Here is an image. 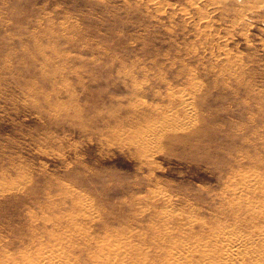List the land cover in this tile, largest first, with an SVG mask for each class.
<instances>
[{"label": "rangeland", "instance_id": "1", "mask_svg": "<svg viewBox=\"0 0 264 264\" xmlns=\"http://www.w3.org/2000/svg\"><path fill=\"white\" fill-rule=\"evenodd\" d=\"M260 190L264 0H0V264H176Z\"/></svg>", "mask_w": 264, "mask_h": 264}, {"label": "bare ground", "instance_id": "2", "mask_svg": "<svg viewBox=\"0 0 264 264\" xmlns=\"http://www.w3.org/2000/svg\"><path fill=\"white\" fill-rule=\"evenodd\" d=\"M179 102L181 107L185 104V103L183 104L181 100ZM182 119H183L182 123H186L188 121L187 116L183 117ZM257 184L259 187H261L262 185L259 182H257ZM260 191H262L264 194V190H260ZM247 193H249V191ZM245 199L246 202L244 199L243 202L247 204L246 206H244L243 204V209H245L243 214L247 215L248 213H250L252 217L248 218V220H244V217L242 216L240 217V219H237L242 223L245 221L243 224L245 225L244 227L245 230L241 228L242 226L241 224H240L241 226L233 225L232 229L231 226L218 224V227L211 232V235L200 238V240L204 242L201 243V246H199V243L196 240L193 241L192 244H188L186 242L183 244L176 243L174 247H177V249L175 251H172L171 253L170 252L168 253L169 258L170 256L175 258H180L182 256L183 259L182 260L180 259V261L177 262L176 264H210L209 260L212 258L215 259V264H264V215L260 214V209H261L260 207L262 206H260L259 201H257V203L255 204L250 202L249 197L246 198L245 196ZM237 205L238 204L235 202L234 199L231 202L232 207L230 206L231 208L230 207L229 208L234 209V207H236ZM256 213L257 214L259 213L258 216L256 215ZM212 244L213 245L215 244L216 248L214 253L211 254L210 252H208L206 247ZM179 245L181 247H179ZM98 253L96 255H98ZM29 261L31 262V260ZM105 261H106L105 263L108 264L109 261L108 260ZM36 264H59V260H57L56 258L49 259L42 256L38 258V262ZM112 264H115V262L113 261Z\"/></svg>", "mask_w": 264, "mask_h": 264}]
</instances>
